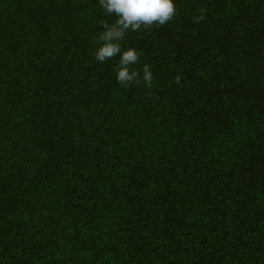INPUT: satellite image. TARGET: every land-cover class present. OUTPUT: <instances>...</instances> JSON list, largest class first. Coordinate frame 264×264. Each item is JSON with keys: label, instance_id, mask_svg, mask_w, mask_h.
<instances>
[{"label": "trees", "instance_id": "16d2710c", "mask_svg": "<svg viewBox=\"0 0 264 264\" xmlns=\"http://www.w3.org/2000/svg\"><path fill=\"white\" fill-rule=\"evenodd\" d=\"M174 2L125 87L98 0H0V264H264V0Z\"/></svg>", "mask_w": 264, "mask_h": 264}, {"label": "clouds", "instance_id": "9594fccd", "mask_svg": "<svg viewBox=\"0 0 264 264\" xmlns=\"http://www.w3.org/2000/svg\"><path fill=\"white\" fill-rule=\"evenodd\" d=\"M99 5L108 13L115 14V23L105 24L96 50L97 61L103 63L119 56L117 67V81L127 87L141 79L148 86H152L153 73L149 65L143 66L142 74L132 67L139 62L140 53L132 47L122 50L121 41L128 31H139L141 27L150 29L153 26H163L172 21L177 9L174 0H98ZM202 18V17H201ZM177 83L180 77H176Z\"/></svg>", "mask_w": 264, "mask_h": 264}]
</instances>
